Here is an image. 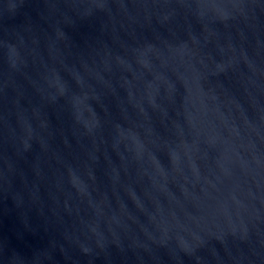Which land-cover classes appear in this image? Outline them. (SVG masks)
<instances>
[{
	"label": "water",
	"instance_id": "water-1",
	"mask_svg": "<svg viewBox=\"0 0 264 264\" xmlns=\"http://www.w3.org/2000/svg\"><path fill=\"white\" fill-rule=\"evenodd\" d=\"M0 264H264V0H0Z\"/></svg>",
	"mask_w": 264,
	"mask_h": 264
}]
</instances>
